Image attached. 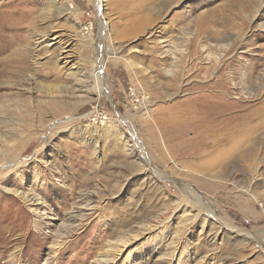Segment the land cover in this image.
Instances as JSON below:
<instances>
[{
    "label": "rangeland",
    "instance_id": "374dc122",
    "mask_svg": "<svg viewBox=\"0 0 264 264\" xmlns=\"http://www.w3.org/2000/svg\"><path fill=\"white\" fill-rule=\"evenodd\" d=\"M101 2L104 27L97 0H60L58 19L51 0H0L38 6L28 64L35 35L72 40L69 69L57 48L30 93L0 85V264H264V0ZM97 61L102 96L71 76Z\"/></svg>",
    "mask_w": 264,
    "mask_h": 264
},
{
    "label": "bare ground",
    "instance_id": "6f19581e",
    "mask_svg": "<svg viewBox=\"0 0 264 264\" xmlns=\"http://www.w3.org/2000/svg\"><path fill=\"white\" fill-rule=\"evenodd\" d=\"M97 1L100 4L99 9H98L99 10V16H100V20L102 22V25L104 27L105 25L108 24V22L106 21V18H105L104 14H103L104 9L101 8L102 7L101 3H103V2H101V0H97ZM179 1L180 0H166V3H164V7L169 6L171 3H178ZM50 4L51 5L49 6L48 12L55 19H58L59 17L63 18L66 15H68V13L65 14V12L68 11V8H66L65 6L63 7L62 5H60V0H51ZM263 6H264V4H263ZM5 7H7V9H5L6 11H4V9L2 11L1 7H0V26H2V25L5 26V28L2 31H0V85L4 84L2 82L3 80L6 81L8 79H12V80L18 81L21 78L20 81H18V82H20V85L17 86V87H18V89L20 91H24V92H26L28 94V93L31 92V88L28 87V84H29V81L31 79V76H33V73L31 74V72L33 71L32 67H36V66H38L40 64V61L43 60L42 57L44 56L45 51L53 52V51H55L58 48L57 49V54L54 56V58L56 60L55 62L59 66H61V68H63V69H67L69 67L71 61L69 60L70 59V55H69L70 50H68V49L70 48V46L72 44V42H71L72 40L70 38L67 39L66 38L67 37L66 34H64L62 32L60 33L59 31L56 32V30L51 31L52 32L51 35H49L47 33L46 34L35 35V42L37 43L36 44L37 46L32 51L34 60H32V65H30V64H28L25 61L26 54H27L26 48H25V44H26V38H25V32L26 31L25 30H27L26 23L29 21V17H28V15L25 16L24 14L27 13V14H29V16H31L33 13H37L38 12V6L35 4V5H32L31 7L27 6L26 8H22V6H18L16 8H14V7H12L11 3H8V5H5ZM10 14H14L18 18H14L13 17L12 19H10V18H8ZM21 15H22V17H21ZM208 17L207 16L206 17H198L196 19L197 21L195 20L196 23L198 24V27H197V29L195 31L196 39L194 41L192 40L193 42H192V45H191L192 47H194L195 50L199 49V45H200V40L199 39H200V37L203 34L207 33L208 30L211 28L212 20L210 19V17L209 18ZM259 17H261V16H260L259 12H257V14H255L253 16V21H256ZM7 28L10 31H11V29L18 30L17 35L9 33V30ZM217 32L216 31H212V33L210 32L212 34L210 36V38L211 37L214 38V39L218 38V37H215ZM190 35H192V34H190ZM188 39H190V38H188ZM186 42L187 41H185V40L179 41L178 43H176L175 46H170L169 44H167L165 46V47H167V49H166L167 53L168 52H173L172 49L176 50V51H179L181 53L185 52L186 51L185 46H187ZM198 42H199V44H198ZM201 46L206 48L207 45H202L201 44ZM209 46H208V48H209ZM225 47H227V46H225ZM104 51L107 52L106 50H104ZM174 53L176 55L175 51H174ZM193 53H195V52H193ZM112 55H113V57H112L113 59H117L116 52L113 53ZM175 55H173V56H175ZM99 59H100V57H99ZM92 67L94 69H93V73H92L91 77H86L85 76L86 73H78V72L77 73L76 72H72L71 76H73L74 79L77 80V81H81L80 78H87L86 82H85V83H87V85H86L87 88L89 90H94L95 93H97V94L99 93L100 96H102V94L104 92L103 86L105 84V81L103 83L104 74L102 73L103 72V63L97 61L96 63H93ZM71 70L74 71L76 69L71 67ZM78 76H80L79 79H77ZM250 76H251V74H250ZM248 81H250V79ZM203 86H205V85H203ZM65 92H66L65 96L68 97V98H69V96H73L74 93H75L74 91H68V89ZM216 93H218V94L225 93L224 95H226V97H228L227 93L225 92V90L223 91L222 89H220V91L217 90ZM92 94H94V93H92ZM217 99L219 100V98L217 96L216 97L213 96V95L210 96V94H209V96L204 98L203 101L204 102H210L211 100H215L216 101ZM10 101H12V100H10ZM222 102H223V100H222ZM6 106H7L6 104L3 105L4 111L5 110L7 111ZM224 111H226V107H222L220 109V112H224ZM216 114L218 115V113H216ZM91 195H92V193L90 191H86L85 193H83L82 196H86V197L90 196L91 197ZM81 217H83V214H81V213L72 214V215H70L68 217L66 222H68L69 219H70L71 220V221H69V222H71L70 226H72L73 222L74 223L77 222ZM68 228L69 227L68 226L66 227V225H64V223H63V226H62L63 233H67V231L69 230ZM61 235H63V234L61 233L60 235H57L56 237L59 238V237H61ZM118 242H122V239L121 240L119 239ZM118 247L117 246L112 247L111 245H109V248H112L111 250L113 252H117L118 249H119ZM113 256H115V255L113 254Z\"/></svg>",
    "mask_w": 264,
    "mask_h": 264
}]
</instances>
